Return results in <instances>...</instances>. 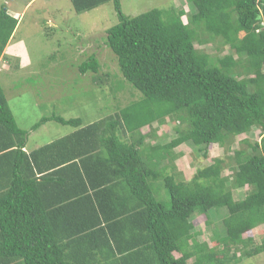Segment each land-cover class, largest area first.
Listing matches in <instances>:
<instances>
[{
  "label": "trees",
  "instance_id": "trees-1",
  "mask_svg": "<svg viewBox=\"0 0 264 264\" xmlns=\"http://www.w3.org/2000/svg\"><path fill=\"white\" fill-rule=\"evenodd\" d=\"M8 1L0 7V62L18 26ZM71 2L77 13L113 3L118 23L106 46L141 97L91 124L53 113L27 131L0 83V264H232L263 254L264 236L254 245L246 235L264 227V0H187L191 14L172 7L135 17L121 0ZM206 33L232 53L215 59L197 49ZM99 68L91 55L80 72ZM168 118L180 127L166 144L158 131ZM48 122L75 131L26 152L29 132ZM254 129L260 141H244L248 149L230 164L215 158L180 179L179 141L206 156L209 146L227 148ZM159 182L168 205L155 196ZM246 187L235 200L232 191ZM212 208L227 209L223 237L214 234L221 251L199 241L194 224L199 215L210 225Z\"/></svg>",
  "mask_w": 264,
  "mask_h": 264
},
{
  "label": "rangeland",
  "instance_id": "rangeland-1",
  "mask_svg": "<svg viewBox=\"0 0 264 264\" xmlns=\"http://www.w3.org/2000/svg\"><path fill=\"white\" fill-rule=\"evenodd\" d=\"M4 2L6 0H0V7ZM8 2L9 9L17 12L19 17L13 40L6 49V58L0 62V81L19 127L28 131L42 117L53 113L65 119L80 118L85 124H91L114 115L119 108L141 97L125 82L115 55L106 46L108 29L118 23L112 2L82 13L74 10L71 0ZM121 4L123 12L129 17L152 9L172 7L185 9L189 14L194 11L187 0H121ZM183 20L188 21L186 16ZM243 35L240 33V37ZM201 37L207 43L196 44V48L215 59L232 53L221 39L211 38L207 33L201 34ZM91 55H95L99 61V72L82 74L80 65ZM19 57L25 61L21 69ZM178 127V121L166 119L165 125L158 131L160 141L167 144L177 139ZM74 129L48 122L39 130L29 132L27 148L48 144ZM260 136L261 130L254 129L249 134L230 140L227 148L213 144L206 149V156L204 149L200 150L190 142L179 141L173 155L180 179L190 180L198 169L211 165L215 158H224L230 164L235 151L248 149L244 141H260ZM231 174L230 169L226 168L224 175ZM154 187L156 198L168 205L169 196L163 182ZM246 191L247 187L232 191L234 199H243ZM210 215V225L206 224L205 216H194L198 240L208 242L211 247L221 251L223 246L217 244L214 234L218 232L223 237L222 223L227 209L212 208ZM246 236H251L254 245H259L264 236V227L256 228ZM238 249L243 250L242 247ZM235 250L232 249L229 256ZM232 264H264V253L241 257L239 262Z\"/></svg>",
  "mask_w": 264,
  "mask_h": 264
},
{
  "label": "crops",
  "instance_id": "crops-1",
  "mask_svg": "<svg viewBox=\"0 0 264 264\" xmlns=\"http://www.w3.org/2000/svg\"><path fill=\"white\" fill-rule=\"evenodd\" d=\"M9 3L10 2H8V6H10L9 5ZM13 12H14V14H13ZM9 13L14 17V18H18L19 17V14H17V12H15V11H11V10H9ZM18 20V19H17ZM13 40V37L11 38V40H10V42ZM10 42L8 43V45H7V47H6V49L9 47V44H10ZM13 48H14V46H13ZM12 48V49H13ZM6 49H5V53H6ZM6 55V54H5ZM20 55H22V54H20ZM19 56V55H18ZM19 60H20V62H22V64L19 62V65H20V69L23 67V65H24V63H25V61H24V59L23 58H20L19 57ZM25 66V65H24ZM24 68V67H23ZM0 83H1V81H0ZM1 85H2V83H1ZM46 125V124H45ZM44 125V126H45ZM75 131V129L73 130V131H71L70 133H68V134H66V135H69V134H71L72 132H74ZM66 135H64V136H66ZM61 137H63V136H61ZM61 137H59V138H61ZM58 138V139H59ZM53 141H55V140H53ZM53 141H51V142H53ZM51 142H49V143H51ZM48 143V144H49ZM46 145V144H45ZM41 146H44V145H41ZM41 146H35V147H33V148H27L26 147V149H25V151L26 152H31V151H33V150H35V149H38V148H40ZM60 178V177H59ZM56 186L54 185L51 189H53V188H55Z\"/></svg>",
  "mask_w": 264,
  "mask_h": 264
}]
</instances>
